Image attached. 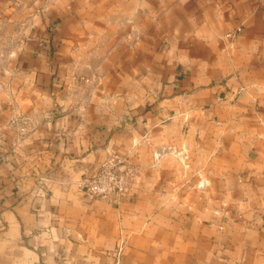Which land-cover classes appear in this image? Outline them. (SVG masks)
Instances as JSON below:
<instances>
[{"label": "crops", "instance_id": "obj_1", "mask_svg": "<svg viewBox=\"0 0 264 264\" xmlns=\"http://www.w3.org/2000/svg\"><path fill=\"white\" fill-rule=\"evenodd\" d=\"M0 264H264V0H0Z\"/></svg>", "mask_w": 264, "mask_h": 264}, {"label": "built area", "instance_id": "obj_2", "mask_svg": "<svg viewBox=\"0 0 264 264\" xmlns=\"http://www.w3.org/2000/svg\"><path fill=\"white\" fill-rule=\"evenodd\" d=\"M134 176L135 170L129 161L125 157L113 154L99 165L93 177L84 179L79 184V189L90 199L117 201L125 195ZM118 254L119 249L116 255Z\"/></svg>", "mask_w": 264, "mask_h": 264}]
</instances>
